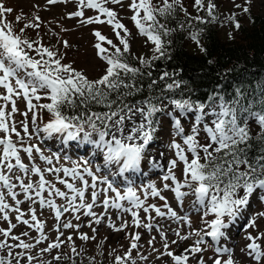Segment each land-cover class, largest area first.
Returning <instances> with one entry per match:
<instances>
[{
	"label": "snow or ice",
	"instance_id": "6c2138e0",
	"mask_svg": "<svg viewBox=\"0 0 264 264\" xmlns=\"http://www.w3.org/2000/svg\"><path fill=\"white\" fill-rule=\"evenodd\" d=\"M250 2L246 0V4ZM48 3H56V0H48ZM109 4L123 7V0H78V10L70 13L72 17L82 18L79 21L82 25L107 23L119 40L117 45L94 30L97 38L94 47L106 68L98 79H89L71 64L62 63L58 50L24 35L26 29L39 27L35 23L38 16L16 31L6 19V14L13 9L0 3V89H3L0 91V221L8 225L0 227V264H61L63 260L75 264L71 256L59 251L73 239L72 235L61 239L63 230L80 228L79 223L74 224L65 214L77 221L81 215L89 217L90 227L107 218L108 226L115 231L130 227L155 229L164 249H154L158 252L157 258L167 256L172 264H190V256L196 264H207L198 254L213 245L214 256L209 257L212 264H240L234 257V249L221 241L228 239L230 230L243 218L245 239L249 242L241 252L253 264H264L261 242L264 231H257L256 235L247 231L257 229V219L264 218V212L249 214L247 211L254 195L264 202V86L259 96L236 88L231 97L213 91L201 101L192 98L188 82L179 79L178 72L164 70L158 79H150L148 94L143 99L135 102L129 99L144 91L139 81L153 76L156 61L171 60L169 37L177 30L190 29L189 38L206 52L200 43L204 29L193 22H216V4L213 0H194L192 7L196 12L204 11L207 16H193L183 0L158 3L131 0L128 4L132 12L130 20L137 34L146 38L144 43H151V55H137L131 50L132 33L117 12L107 6ZM85 8L97 10L98 14L85 17ZM243 12L249 13V8L244 6ZM178 13H183L185 19L177 21L176 28L170 27L169 21L175 20ZM101 15L105 19H101ZM15 19L20 22L21 16ZM227 21L234 22L237 30L240 28L235 13L229 14ZM228 35L233 38L232 33ZM105 41L111 48L103 46L101 42ZM63 45L69 47L67 41H63ZM129 56L137 63H131ZM158 81L164 82L163 89L153 94ZM21 99L26 102L23 112L17 104ZM43 100L49 102L43 103ZM165 100L167 104L163 103ZM45 111L49 114L47 121L42 117ZM17 113L23 119L17 121ZM160 113L170 118L174 136L180 137L182 142L173 139L168 145L174 158L166 164L155 158L148 161L152 169L163 171L159 186L151 179L141 180L137 186L133 177L148 175L142 172L141 165L148 159V149L160 129ZM187 118L192 122L190 131L186 132L182 120ZM253 123L260 129L255 136L250 131ZM201 132L205 135L204 143L200 140ZM33 138L37 143L31 142ZM48 140L59 141L61 150L46 153L41 144ZM253 141L256 155H252ZM82 147L85 155L79 154ZM37 158L44 162V167L36 162ZM181 164L182 179L176 175ZM165 190L173 193L180 207L186 197H194L192 209L200 213V227H193L188 213L180 214L171 206L163 195ZM149 198H158L163 204L149 203ZM57 199L62 203H57ZM25 202L29 204L27 212L21 208ZM36 204L41 210L53 211L55 240H50L44 222L37 218ZM96 207L104 211L98 215ZM112 209L118 212L119 226L111 217ZM12 214L16 223L10 218ZM28 214L30 218L25 219ZM123 214H129L131 222L124 220ZM209 216L212 218L208 219ZM62 217L65 218L62 220ZM157 217H167L189 229L184 233L180 227L173 229L178 239L171 240L172 245H178L179 241L193 242L180 254L169 250L167 233ZM21 223L27 230L15 234L13 230ZM29 230L39 235L33 237ZM79 235L84 241L96 238L87 233ZM205 237L211 238L213 245H209ZM140 238L141 234L134 232L130 236L129 250L123 257L116 255L113 264H136L131 252L138 249ZM154 240L153 236L148 243L151 245ZM44 241H48L47 246L39 247ZM54 251L56 254L52 255ZM71 252L79 255L74 244ZM45 254L51 255V260L42 259ZM94 260L90 257L89 264Z\"/></svg>",
	"mask_w": 264,
	"mask_h": 264
},
{
	"label": "rangeland",
	"instance_id": "374dc122",
	"mask_svg": "<svg viewBox=\"0 0 264 264\" xmlns=\"http://www.w3.org/2000/svg\"><path fill=\"white\" fill-rule=\"evenodd\" d=\"M131 0H123V7L120 5L109 4L108 7L112 8L117 12L118 17L121 18V22L125 24V26L132 33V38L130 39V44L132 45V51L137 55L145 54L151 55L150 49L152 47L151 43L145 44V37H141L137 34V29L135 28L133 22L130 20V16L132 12L128 8V4ZM154 3L160 2V0H153ZM185 6L188 8L189 13H194L197 15L196 9L192 7L194 0H183ZM219 10L225 14L230 12H239L243 11V7H250L253 11H259L264 14V0H251L250 3L246 4V0H213ZM0 3L3 4L4 7L12 8L13 11L11 13L6 14V19L13 24V27L16 31H19L24 24L33 21L34 17H39L38 20H35V23L39 24L38 28H28L25 30L24 35L32 40H40V42L47 47H52L58 50L59 54L63 57L62 63L71 64L73 68L78 71H82L85 76L89 79H97L101 74L104 73L106 68V63L101 60L97 56V49L94 45L97 43V38L94 35V30H99L102 35L106 36L108 39H111L113 43L119 45V40L115 35L112 27L107 23L104 24H91V25H82L79 21L80 17H72L70 13L78 10V0H56V3L49 4L48 0H0ZM241 5L240 8H237L235 5ZM85 17L95 16L98 14L97 10L93 9H83ZM240 13V12H239ZM21 16V21L17 22L16 17ZM101 19H105L103 15H101ZM219 34L224 37H228L229 33H232V24L225 23L218 27ZM123 35V32H121ZM63 41H67L69 47H64ZM103 46L111 48L110 45H107L106 41L101 42ZM187 48L189 50H193L198 52L199 47L193 41L187 44ZM3 91V89H0ZM43 103H47V100H43ZM163 103L167 104V101ZM18 108L20 112L26 110V102L24 100H18L17 102ZM171 106L169 105V109ZM15 119L17 121L23 119V117L17 113L15 114ZM46 121V118H43ZM183 125L187 131H190L191 118L183 119ZM259 126L254 123L251 124L250 131L258 130ZM173 139H176L177 142H182L180 137L174 136L170 118L166 115L161 119V126L156 134V139L151 143L148 149V159L142 161V172H147L148 175L145 177L140 175L138 177H133L136 181L137 186L140 181L143 180L147 182L148 179L155 181L158 186L160 185L159 177L163 175V171L160 169H152L148 163V161L152 158L160 161L161 163L167 162V160L174 158V153L169 149L168 145L171 143ZM201 143L205 142V135L201 132L200 137ZM32 143H37L35 138L31 141ZM41 147L47 153L48 151H58L61 150V143L56 140H48L45 143L41 144ZM163 153V156H161ZM80 155H85L86 151L82 147L79 150ZM25 161L27 162V157L22 153ZM75 158V155L73 156ZM40 164L41 167H44V162L40 161L37 158L36 161ZM182 164L176 169V175L178 178L182 179ZM36 177H33L35 179ZM49 179H54L52 176L48 177ZM58 187H63L57 184ZM120 186V185H118ZM163 195H165L171 204V206L180 214L188 213L191 217L193 227H200V213H196L192 209V201L194 199L193 196L189 195L184 200L183 207H180L176 200L174 199V195L172 192L165 190ZM23 197H21L22 199ZM149 203H155L158 206L163 204V201H160L158 198H149ZM57 203H62L61 200L57 199ZM29 204L25 202L21 205V208L27 212ZM37 212V218L44 222L45 233L49 236L50 240H55L57 236V232L55 230L56 220L54 218V213L51 209L45 208L43 210L40 209L39 204L34 205ZM99 215L104 211L102 207H96L94 209ZM249 214H255L259 212H264V202H261L254 195L251 198V203L249 208L247 209ZM155 215V213H152ZM143 216L144 214L141 213ZM118 212L115 209L111 210V217L113 221L119 226L120 220L117 219ZM67 219H71L74 224L79 223L80 228L78 231H73L72 229H64V235L61 239L66 240L69 235H72L73 239L70 242H67V246L62 245L59 251L66 253L68 256H71L75 261V264H80L81 261L87 260L89 262L90 257H94L95 260L92 264H113L114 258L116 255H120L121 257L129 250L130 248V236L134 232H139L141 234V238L138 242V249H133L131 252V256L135 259L136 264H172V261L169 257L164 256L162 258L158 257V252L154 251V249H159L160 251H164L162 247V240L155 229L147 230L143 228H134L130 227L125 230L115 231L113 228L108 226L107 218H105L100 224H95L90 227L88 224L89 217H85L81 215V219L79 221L75 220L71 215L65 214ZM65 217H62L63 220ZM13 223H16L15 214L10 216ZM30 214L25 216V219H29ZM212 217L209 216L208 219ZM123 219L131 222V216L129 214H123ZM159 224L164 226V229L167 233L169 243L173 239H178L175 235L173 229L177 227L181 228L182 233L187 232L189 229L187 226L179 225L177 222L165 218H156ZM34 223V222H33ZM245 221L241 218L235 225L233 229L230 230L228 239L222 240L221 243L226 244L229 247L234 249V257L240 264H253V261L245 255V253L241 252V249L246 246L249 242L245 239V230L243 228ZM257 229H247L248 232H251L253 235L257 234V231H264V218L257 219ZM0 227L7 228L8 225L6 222L0 221ZM93 228L96 229V232H93ZM27 230V226L24 224H19L17 228L13 231L15 234H20L21 232ZM30 235L35 237L38 236L35 230H29ZM80 233H87L89 237L95 235V240L84 241L80 239ZM155 237L153 244H149L148 241ZM27 239L25 237H22ZM205 240L209 245H213L211 238L205 237ZM103 242V243H101ZM193 241H179L178 245H172L170 243V249L174 251L175 254H180L182 250L191 244ZM264 244V240L261 241ZM48 241L42 242L39 247H46ZM75 245L77 252L79 255H76L71 252V246ZM208 247L202 254L203 258L207 262V264H212V261L209 260V257L214 256V248ZM182 247V250L179 248ZM35 251H38L36 249ZM178 252V253H177ZM54 251L52 255H55ZM111 254V255H110ZM147 257L146 260L141 259V257ZM42 259L51 260V255L45 254ZM227 256H224L226 259ZM190 264H196V260L189 257ZM61 264H71L69 260H63ZM131 264V262H129Z\"/></svg>",
	"mask_w": 264,
	"mask_h": 264
},
{
	"label": "trees",
	"instance_id": "16d2710c",
	"mask_svg": "<svg viewBox=\"0 0 264 264\" xmlns=\"http://www.w3.org/2000/svg\"><path fill=\"white\" fill-rule=\"evenodd\" d=\"M248 8L249 13L235 11L225 14L216 7L215 14L218 17L216 22L207 24L193 22L197 27L204 29L200 43L206 52H202L200 48L198 52L187 48V44L192 41L188 36L190 29L174 32L169 37L172 40L169 48L172 55L171 60L156 61L152 69L153 76L144 77L139 81L144 85V91L129 99L133 102L143 99L148 94L147 85L150 79H158L159 74L164 70L178 72V78L188 82L187 88L193 99L205 101L213 91H219L228 98L234 95L236 88H240L246 94L255 93L259 96L260 88L264 86V14ZM231 13H235L236 20L239 21L238 30L234 22H225L226 17ZM191 14L195 16L194 13ZM198 14L207 16L204 11ZM184 19L183 13H178L175 20L169 21V26L176 28L177 21ZM225 23L232 24L233 38L231 39L229 36L222 37L219 34L218 27ZM128 59L133 64L137 63L131 56ZM210 60L212 63L208 62ZM163 84L164 82L158 81L152 90L153 94H159V91L163 89ZM188 94L189 92H185V95ZM164 116H166L164 113L158 114L160 121ZM42 117L48 120L49 114L45 111ZM259 131L260 129L251 130V133L255 136ZM253 144L252 155H256L255 141ZM80 264H89V262L85 260Z\"/></svg>",
	"mask_w": 264,
	"mask_h": 264
},
{
	"label": "bare ground",
	"instance_id": "6f19581e",
	"mask_svg": "<svg viewBox=\"0 0 264 264\" xmlns=\"http://www.w3.org/2000/svg\"><path fill=\"white\" fill-rule=\"evenodd\" d=\"M180 250H182V247L179 248ZM178 253V252H177Z\"/></svg>",
	"mask_w": 264,
	"mask_h": 264
}]
</instances>
